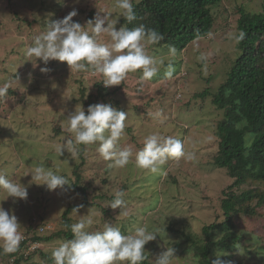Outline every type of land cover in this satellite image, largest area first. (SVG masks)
<instances>
[{
    "label": "rangeland",
    "instance_id": "1",
    "mask_svg": "<svg viewBox=\"0 0 264 264\" xmlns=\"http://www.w3.org/2000/svg\"><path fill=\"white\" fill-rule=\"evenodd\" d=\"M263 2L223 0L213 9L215 24L211 33L194 40L186 49L176 50L175 57L164 45L148 46L150 56L165 61L151 80L141 81L138 70L129 73L120 85L102 90V75L91 70L71 71L67 62L58 60H50L47 65L38 60L34 67L25 59L24 51L46 31L48 22L63 18L73 9L78 11L73 20L82 25L93 19L99 8L112 11L116 19L119 9H114L115 0H64L63 5L57 0H0V87L9 86L7 95L0 98V172L24 184L28 191L27 200L14 202L12 197L3 200L7 194L0 190V204L17 216L23 235L14 255L0 249V264H52V250L73 237L71 224L89 212L97 220L90 231L102 230L104 223L119 227L123 234L145 225L149 230L159 229L163 237L157 234L156 240L145 245L148 260L144 264H154L155 256L167 246L175 249L173 264H206L207 260L189 247L186 235L206 241L203 227L225 219L223 191L234 182L227 169L214 162L219 150L216 130L224 112L212 97L227 80L240 52L232 37L239 33L241 6L246 11L260 12ZM34 15L41 19L37 21ZM121 18L117 28L122 26ZM102 40L108 43L110 37L104 35ZM169 61L175 69L171 78L165 76ZM44 67L50 70L42 72ZM207 88L211 94L206 96L203 92ZM95 103H110L128 113L120 146L131 147L133 157L125 168H109L111 161L99 155L98 144L78 146L76 160L67 150L60 157L55 152L56 146L71 136L62 127L67 115L75 111L77 104L85 109ZM151 133L180 139L192 159L169 160L162 166L166 175L137 168L135 153ZM41 161L53 170L59 165L72 187L62 192L59 188L49 191L46 186L29 185L31 173L26 174ZM74 182L86 188L89 204L64 216L70 205L83 200L82 192L73 188ZM254 186L251 182L235 190ZM117 190L126 193L128 212L127 217L121 215L119 219L120 209L113 210L109 205ZM234 231L238 238L230 249L219 244L225 232L215 231L211 238L216 244L208 260L215 259L220 249L230 253L222 259L234 264H264V205L257 207L256 214L237 215Z\"/></svg>",
    "mask_w": 264,
    "mask_h": 264
},
{
    "label": "clouds",
    "instance_id": "2",
    "mask_svg": "<svg viewBox=\"0 0 264 264\" xmlns=\"http://www.w3.org/2000/svg\"><path fill=\"white\" fill-rule=\"evenodd\" d=\"M57 2L63 5L64 0ZM114 9H119L116 19L112 18V11L99 8L100 12H105L106 15L101 16L100 12H97L86 25L73 20V17L78 15L76 9L63 18L51 20L47 23L46 31L37 35L33 43L26 47L25 59L30 60L34 67L37 66L38 60H42L45 65L50 60H58L67 62L71 71L91 70L93 74L102 75L105 88L120 85L129 73L138 70L142 73L141 81L151 80L164 67L165 61L150 56L146 49L159 43L163 39L162 35L154 29H146L143 25L117 28L119 17H123L128 23L136 20L132 0H115ZM50 16L51 14L45 17V20ZM34 18L37 21L41 19L39 15H34ZM104 35L110 37V42H103ZM244 37L245 33L239 32L233 35L232 39L239 43ZM169 54L175 57V48L170 47ZM32 58H35V63ZM40 70L48 72L50 69L44 67ZM174 70L172 62L169 61L165 76L171 78ZM55 87L53 84V88ZM8 91L7 84L0 87V98L5 97ZM156 115L159 116V113ZM127 117V112L110 103L91 104L87 108V114L83 105L77 104L75 111L69 113L66 123L62 124L71 136L65 138L62 145L56 146V154L60 157L67 150L71 158L76 160L80 151L78 146L86 148L98 144L99 155L105 161H111L109 168H125L133 157L131 147L120 146L125 136ZM244 139V147L250 148L253 138L246 135ZM142 143V149L135 153V166L151 173L166 175L162 166L169 160L178 162L181 158L192 159L184 142L175 137L151 133L143 138ZM29 173V185L35 183L38 186H46L49 191L59 188L62 192H67L73 185L68 175L61 174L59 165L53 170L41 161L26 175ZM0 190L7 194L3 200L12 197L15 202L20 199L27 200L28 197L27 187L8 179L3 172H0ZM125 195L122 190L115 191L114 199L109 204L113 210L120 209L118 219L121 215L128 216L125 210ZM95 223V214L89 212L87 216L71 224L73 237L52 250V264H144L148 260L145 245L156 240L157 234L163 237L159 229L149 230L147 225L137 227L128 234H123L119 227L110 223H104L100 231H90ZM216 239L219 240V237ZM22 240L21 223L17 216L10 215L0 204V249L4 254L14 253L19 249ZM235 247L243 254L239 244ZM228 255L230 253L225 250H217L216 258L212 259L211 264H234L231 260L222 259ZM175 256V249L167 246L166 251L155 256L154 264H173Z\"/></svg>",
    "mask_w": 264,
    "mask_h": 264
},
{
    "label": "trees",
    "instance_id": "3",
    "mask_svg": "<svg viewBox=\"0 0 264 264\" xmlns=\"http://www.w3.org/2000/svg\"><path fill=\"white\" fill-rule=\"evenodd\" d=\"M222 1L138 0L133 2L136 20L128 23L122 17L121 24L128 28L143 25L146 29H154L163 37L157 44L179 51L211 33L215 24L213 9ZM237 27L239 32L245 33L244 39L238 43L239 55L227 80L212 97V102L224 112L217 125L219 150L214 162L218 167L226 168L229 176L234 178V182L223 191L221 208L225 219L203 227L205 242L186 235L189 247H194L197 256L207 260L206 264H211L208 255L216 244L211 238L215 231L225 232L219 244L230 249L238 238L234 231L235 217L256 214L257 207L264 205V2L260 12L246 11L241 6ZM97 85L101 87L100 83ZM103 89L107 88L103 86ZM209 94L207 88L203 95ZM246 135L253 138L250 148L244 147ZM251 182L256 186L240 192L235 190ZM73 188L82 192L83 200L78 205H70L64 216L74 208L81 209L89 204L86 188L78 187L75 182ZM254 201L257 202L255 206L252 205ZM37 239L41 238L35 237Z\"/></svg>",
    "mask_w": 264,
    "mask_h": 264
}]
</instances>
